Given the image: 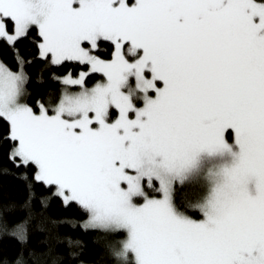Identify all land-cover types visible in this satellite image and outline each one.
Masks as SVG:
<instances>
[{
	"label": "snow or ice",
	"instance_id": "obj_1",
	"mask_svg": "<svg viewBox=\"0 0 264 264\" xmlns=\"http://www.w3.org/2000/svg\"><path fill=\"white\" fill-rule=\"evenodd\" d=\"M0 44L15 62L0 60L3 141L24 195L5 209L24 212L8 234L23 245L57 200L83 230L126 232L107 245L117 264H264V0H0ZM224 150L234 161L202 217L178 214L175 182ZM54 239L67 251L50 243L51 264H86L82 238Z\"/></svg>",
	"mask_w": 264,
	"mask_h": 264
},
{
	"label": "trees",
	"instance_id": "obj_2",
	"mask_svg": "<svg viewBox=\"0 0 264 264\" xmlns=\"http://www.w3.org/2000/svg\"><path fill=\"white\" fill-rule=\"evenodd\" d=\"M0 60L15 67L12 50L3 44H0ZM29 70L33 72V75L35 74L34 66ZM99 78L100 75L96 74L94 79ZM93 82L94 80L90 81L89 84ZM28 87L43 90L47 84L30 83ZM5 135V122L0 119V264H15L18 258L26 260L27 264H51L50 257H44L40 253L48 248L50 243L54 245V251L66 252L65 245L56 243L54 237L65 236L69 233L74 237L82 238L84 241L81 258L86 264H117L116 260L111 257L107 245L109 241L122 240L125 237L124 232L121 230L110 232L96 228L83 230L81 222L86 217L79 208L77 206L65 207L57 200L51 201L41 213L44 217L43 230L31 231L29 239L23 245L5 231V222L10 223L24 214L21 210L5 211L10 203L19 206L24 200L23 181L16 178L14 175L16 168L7 158V145L3 141ZM199 186L190 181L176 184L175 193L172 197L174 206L178 210L198 219L201 218V214L193 206L201 197L203 189ZM40 208L39 203H36L35 209L39 211ZM71 224H75L76 227H71ZM31 250H35V256L29 255ZM21 252L24 253L23 257L19 256ZM57 264H68V260L67 258L59 259ZM73 264L76 262L73 261ZM130 264L134 263L130 262Z\"/></svg>",
	"mask_w": 264,
	"mask_h": 264
},
{
	"label": "rangeland",
	"instance_id": "obj_3",
	"mask_svg": "<svg viewBox=\"0 0 264 264\" xmlns=\"http://www.w3.org/2000/svg\"><path fill=\"white\" fill-rule=\"evenodd\" d=\"M257 2H260V0H257ZM99 75L101 76V74H99ZM89 86H91V84H89ZM151 94H154V91H152ZM140 103H142V101H140ZM227 134H228V132L226 130V135ZM235 151H237V149L234 145H232V152H235ZM232 152L224 150V151H214V152L202 151V152L198 153V156H197L198 163H197L195 171L183 180L182 183L190 181V182L196 183L197 186H199V184H200L199 187L200 188L202 187L203 190L201 193V197L197 201V203L194 204V206H193L199 212H200L199 208L195 207V205L202 203L206 199V197L209 195V193L211 192L215 183L220 179L219 175H217V173H219L220 169L224 166H229L233 163L234 157L232 155ZM176 184H181V182L179 180H177L175 182V185ZM251 187H252V185H250V188ZM150 194H156V193H150ZM172 204H173L174 210L178 214L189 216L185 212L178 210L174 206L173 198H172ZM200 214L202 217L201 212H200ZM190 217H192V216H190ZM193 218H195V217H193ZM102 230H105V229H102ZM121 231H123V230H121ZM124 234L126 237V232H124ZM132 262L134 263V261H132Z\"/></svg>",
	"mask_w": 264,
	"mask_h": 264
}]
</instances>
